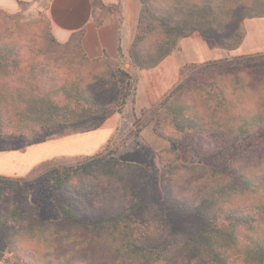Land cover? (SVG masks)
Returning a JSON list of instances; mask_svg holds the SVG:
<instances>
[{
  "label": "trees",
  "instance_id": "trees-1",
  "mask_svg": "<svg viewBox=\"0 0 264 264\" xmlns=\"http://www.w3.org/2000/svg\"><path fill=\"white\" fill-rule=\"evenodd\" d=\"M139 1L131 72L121 34L117 61L90 60L83 31L61 44L45 13L26 17L29 3L16 14L0 10V150L97 131L114 114L138 132L152 124L168 142L157 153L158 197L145 168L122 162L110 140L74 162L0 175V253L17 264H264V173L244 159L186 164L180 151L187 138L222 135L237 145L264 131V53L185 65L143 118L135 108L139 70L158 67L194 33L237 49L244 21L264 16V0ZM92 8L97 25L121 10L99 1ZM35 186L59 221L41 217Z\"/></svg>",
  "mask_w": 264,
  "mask_h": 264
},
{
  "label": "crops",
  "instance_id": "crops-1",
  "mask_svg": "<svg viewBox=\"0 0 264 264\" xmlns=\"http://www.w3.org/2000/svg\"><path fill=\"white\" fill-rule=\"evenodd\" d=\"M44 1L0 0V10L16 14L21 11L19 2L29 3L26 11L34 10L38 16L40 13H45L49 19L53 36L61 44L67 43L74 33L83 31L82 48L90 60L102 59L106 56L117 61L121 34L123 53L128 59L124 68L127 71H132L129 51L141 11L139 0H46V4L42 6ZM98 1L105 6L120 5V13L110 15L108 22L97 25L93 18L92 4ZM243 26L245 37L242 44L237 49L230 50L227 56H223L219 52L221 47L215 40L194 33L192 36L182 39L178 49L158 67L139 70L136 110L142 111L157 105L164 95L180 82L181 69L185 65L264 53V16L246 19ZM127 64L130 66L129 69ZM21 157L0 153V163L4 161L12 163L11 160L22 161L21 167L25 170L18 169L16 171L28 174L32 170V165L25 166Z\"/></svg>",
  "mask_w": 264,
  "mask_h": 264
},
{
  "label": "rangeland",
  "instance_id": "rangeland-1",
  "mask_svg": "<svg viewBox=\"0 0 264 264\" xmlns=\"http://www.w3.org/2000/svg\"><path fill=\"white\" fill-rule=\"evenodd\" d=\"M45 4L46 0L42 6ZM25 15L31 22L38 18V15L31 9H28ZM219 52L223 56H227L230 50L221 48ZM232 58L234 57H229V59ZM127 67L130 68L128 64ZM128 111L129 108L125 107L124 112L128 114ZM136 115L138 118H143L140 110H136ZM137 130L138 128L133 126L131 121L127 122L124 116L122 118V115L114 114L95 132L47 140L30 146L17 143L8 150H0V153L22 156L20 159L24 160L23 164L27 167L32 165L33 169L54 158H65L69 162L76 158L94 155L110 140L113 148L124 151L120 157L122 162H134L145 168L153 185V193L158 197L162 187L157 153L168 147V142L154 133L152 124L146 126L141 132ZM180 151L182 160L186 164L219 168L232 160L244 159L255 174L262 175L264 173V131L246 141L239 142L237 145H232L228 138L222 135L211 134L196 139L187 138ZM11 161L12 163L7 161L0 163V175L11 177L27 175L16 171L18 169L25 170L21 167L22 161ZM91 183L96 186L101 184L100 181H91ZM36 188V186L31 188L30 198L39 207L41 217L46 221H59L60 211L54 206L53 200L42 197ZM0 264H17V261L11 254L0 253Z\"/></svg>",
  "mask_w": 264,
  "mask_h": 264
}]
</instances>
